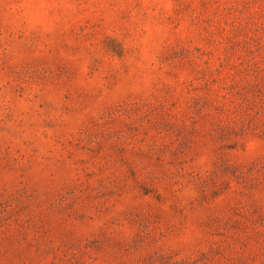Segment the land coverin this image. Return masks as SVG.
I'll list each match as a JSON object with an SVG mask.
<instances>
[{
	"label": "rangeland",
	"instance_id": "374dc122",
	"mask_svg": "<svg viewBox=\"0 0 264 264\" xmlns=\"http://www.w3.org/2000/svg\"><path fill=\"white\" fill-rule=\"evenodd\" d=\"M0 264H264V0H0Z\"/></svg>",
	"mask_w": 264,
	"mask_h": 264
}]
</instances>
